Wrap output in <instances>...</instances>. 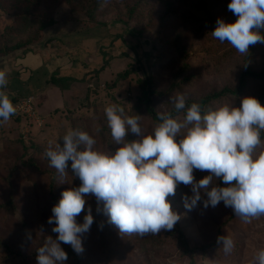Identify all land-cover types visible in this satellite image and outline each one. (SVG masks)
Masks as SVG:
<instances>
[{
    "label": "clouds",
    "instance_id": "9594fccd",
    "mask_svg": "<svg viewBox=\"0 0 264 264\" xmlns=\"http://www.w3.org/2000/svg\"><path fill=\"white\" fill-rule=\"evenodd\" d=\"M227 8L237 20L226 23L218 19L212 37L247 55L251 45L264 43L259 31L264 28V0H231ZM7 83L6 72L0 71V89ZM170 102L177 113L184 112L183 119L158 112L159 123L147 134L140 115L129 116L117 104L106 106L107 125L119 146L114 152L97 150L93 136L80 129L68 130L62 146L58 143L55 150H45L49 166L61 182L71 161V172L81 183L64 190L52 207L47 223L55 225L51 231L58 235L46 237L37 249V264H65L68 254L61 244L70 245L77 254L84 251L81 236L94 222L91 207L83 223L78 224L76 217L85 211L87 195L103 204L108 222L123 235L172 230L181 217L168 197L175 196L178 184L191 186L192 195L182 197L189 211L200 202L205 209L223 202L245 223L264 216V151H257L264 148V105L248 96L239 107L225 104L204 110L196 102L188 106L186 96L179 93ZM15 113L9 96L0 91V120L7 122ZM129 132L139 139L126 140ZM194 169L209 175L196 181ZM216 179L227 186L216 185ZM217 244L225 255L235 248L227 235L218 236ZM250 264H264V248L256 251Z\"/></svg>",
    "mask_w": 264,
    "mask_h": 264
},
{
    "label": "rangeland",
    "instance_id": "374dc122",
    "mask_svg": "<svg viewBox=\"0 0 264 264\" xmlns=\"http://www.w3.org/2000/svg\"><path fill=\"white\" fill-rule=\"evenodd\" d=\"M16 1H18L17 5ZM73 1L77 8L73 9L75 10L73 12L75 23L71 19V12L68 6L59 8L61 3L58 0H42L34 5L26 4L24 7H17L22 3L20 0H13L12 2H9L7 6L8 8L16 10L13 12L14 15H8L4 11L0 10L1 35L5 31V28L11 26V24L14 25L15 21L19 19L20 15H22L27 8H29V10L37 8L35 13L38 15V19L29 22V25L25 27L27 28V33L23 32L22 34L24 37L29 34L26 38H31V36L34 35L37 28L40 27V23H49L54 21L52 17L53 11L58 13L53 24L54 26H51L52 29L47 31V35H43L44 39L32 46L31 50L26 52L24 56H19L20 53H18L0 58V71L6 72L8 80L6 88L1 89V91H4L5 94L9 91L25 94L29 91L32 92V89L35 86L40 89L45 88L47 85L45 81L47 78L51 77V70L54 72L55 69L58 68V63L60 61L55 59L56 55L54 53L56 52V48H52V46L50 48H46L44 43L47 40L56 41L59 39L68 47L77 45L78 38H74V24L80 25V22L78 21L88 22L87 17H91V19L98 22H104L110 27L114 25L118 28L117 30H120L121 33L126 36V29H130L132 27L136 28L137 31L142 30V32L144 31V33H148L146 32V29L150 26L152 30L151 33H155L159 28V20L165 13V7L158 2L159 0H150L148 9H144L141 13L139 12L140 14L134 18L129 15L128 10L119 0H106L104 3L102 2V5L99 7L94 3L92 4L93 1L91 0ZM133 2L134 0H131V3ZM228 4L229 0H217V5L220 8L219 18L226 23H233L235 22V16L228 10ZM91 5L94 6L93 10L95 11L92 15L93 17L89 15L91 12ZM30 7L32 8L30 9ZM176 8L179 13L186 12L190 13V15L193 14L192 10L187 8ZM179 13L177 16H179ZM169 24L172 36L181 40L183 44L181 47L185 49L188 54H194L196 56L203 54L204 51L208 50L206 40L197 38L194 35L193 30L190 28V25L183 18H170L168 20L167 27ZM262 29L264 30V28ZM149 34H145L146 37L142 39L147 45V52L143 56L142 64L146 68V73L143 72L142 65L137 67L138 64L135 62V58L114 60L111 68L104 75L106 78H103L101 82L97 81L94 85H92V88L97 89V93L90 95V100L86 101L87 91L78 87L63 93L67 108L56 115L45 114V120L47 121L40 116V109L34 101L33 106L37 118H29L23 115V126L18 125L14 119H9L7 122H0L1 161L2 157H5V159H9L10 162H14L17 160V155L24 153L22 144L17 142L21 139H23L25 143L27 142L31 144V141H34L33 139L36 137H41L43 139L46 138L50 143L49 147L53 150H55L58 143L62 146V137L68 132V130L73 129L71 126L72 121L69 119L73 116L75 118L77 117L78 124L82 123L85 118H90L84 126L79 125V129L86 131L93 136L96 140L95 148L97 150L101 152H114L119 146L114 143L110 134V129L108 128L105 115V108L110 104L123 106L127 115L135 116L138 114L141 116L140 124L144 123V116L142 114H145V107H139V98L142 95L141 81L146 79L149 81L153 79L158 83V85L161 84L158 88V93L163 94L154 96L153 99L156 109L159 112H168L173 110L174 105L170 102V97H173L178 93L173 92L172 95H166L164 93H166V91L171 87V77H173L172 73H174V70L177 69L175 68L173 70L167 68L165 63H162L166 59L161 62L153 57V52L149 46L150 39L147 37ZM6 35L14 36L12 32L8 33L6 31L0 38H4ZM26 38L21 37L15 40L22 41L26 40ZM42 46H44V48H42ZM260 47L263 48L262 51L256 55L257 69H259L261 64L264 62L263 43L260 44ZM44 51L46 52L44 53ZM46 53H49L50 57H47L46 55L44 56ZM112 54L117 58L120 53L113 51ZM241 56L242 55L231 56L229 65L225 68V73L222 74L221 77L217 78V76H214L211 79L206 78V80L200 82V85L196 86L194 94L197 97H200L207 91H211V89L219 90L225 85L235 83V78L237 76V72H235V70L238 67L237 64H240L243 60ZM45 58H48V60H45ZM173 67H175V65ZM128 70L131 72L128 73L126 78H117L118 73L124 74ZM10 71L12 72L10 73ZM104 85H111L114 88L112 94H109L108 89L105 90ZM185 96L188 98V94H185ZM86 104L89 107L88 109L85 108V112L88 113V115H83L81 107L87 106ZM75 112H77V114ZM78 117H81V122H79ZM178 119L182 120L183 118ZM153 128L150 130L145 129L144 133H150ZM130 136L132 138L139 139V137L129 132L126 136V140ZM33 144L36 145L37 142H33ZM37 146L38 145L33 147ZM33 147H31L29 151L36 157L37 153H35V151L37 149H32ZM4 162L6 161L4 160ZM8 172V170L0 171V178L1 175H7ZM193 174L196 181H199L200 178L198 177V174H203V172L198 170ZM20 181L23 183L22 179ZM22 183H19L21 187L23 186ZM74 187V182L71 176H69L68 184L65 186V190ZM28 194L30 195L24 196V203H21L19 206L20 212L22 216H24L23 221H21L20 217H12L10 221H8L7 227L2 229L0 226V229H2V233L8 238V241L11 244L17 245L18 249L25 253H32L35 255L37 254V249L43 245L47 235L51 233V228H48L47 226L44 227L43 231H39L37 226L38 224H36L37 217L41 212L50 206V202L48 201L45 193H34L33 190H30ZM185 194L188 196L192 195L191 186L178 184L175 196H170L168 199L172 204L173 210L181 217L178 222L184 229L190 245L192 247H207L212 240L216 238V233L219 227L227 223L233 210L229 207H225L223 202H220V204L215 208L209 206L205 209L203 207V203L200 202L196 208L189 211L185 209L182 199ZM8 198L9 190L1 187L0 185V202L5 201ZM202 198L207 199L206 195L203 193ZM85 199V211L81 212V214L76 217V222L78 224L83 223L84 215L86 214L88 207H91L92 215H97L98 220L102 223L101 224L98 220L94 219L90 232H87L88 241L86 243V249L90 251L89 258L96 259L95 264H139V256L137 254L130 255V251H132L133 247L131 244H134L137 247V242L135 241L137 235L121 234L115 225L108 222V217L102 211V203L100 205L101 211L98 212L96 207H94V205L92 206V203H90L91 201H94L93 198L87 195ZM50 216H52L51 213L49 214V217ZM2 217H4V215H1V224L6 222ZM24 223L28 226L25 227ZM227 224L228 230H234L235 233L240 235V249L237 250V247L235 246L232 252L233 254L231 253L232 256L231 254L225 255L224 252L221 254L219 251L210 250L208 251L206 258H202V256H200L201 260L199 261V264H250L256 251L264 248V225L260 226L255 233L250 234V232H247V230L242 228L239 224L233 225L232 221ZM101 225L102 228L104 226V229L101 228ZM96 231H98V234L102 232V236L98 237ZM29 234H31V239H29ZM230 235L231 237L236 236L233 233ZM101 239H107L108 241L107 254H105L104 251L99 252L97 250ZM167 247L158 248V246H155L154 248L149 249V253L148 251L143 250H141V252L142 255L145 256V259L149 258V264H166L170 258H175L178 253L176 240L173 239ZM108 254L111 256V262L107 261L108 259L106 260L105 258V255L107 257Z\"/></svg>",
    "mask_w": 264,
    "mask_h": 264
},
{
    "label": "trees",
    "instance_id": "16d2710c",
    "mask_svg": "<svg viewBox=\"0 0 264 264\" xmlns=\"http://www.w3.org/2000/svg\"><path fill=\"white\" fill-rule=\"evenodd\" d=\"M12 1L13 0H0V10L4 11L8 15H14L13 12L16 10L8 8L7 6V4ZM40 1L42 0H20L22 3L17 7H24L26 4L34 5ZM58 1L61 3L59 8L68 6L71 12V19L75 23V18L73 17V12L75 10L73 9L77 8L74 4V1ZM91 1H93L92 4L94 3L99 7L102 5L101 3H104L106 0ZM119 1L124 4L132 18L138 16L144 9H148L150 2V0H134L133 3H131V0ZM158 2L165 7V13L161 16L158 25L159 28L155 33H151L152 30L150 26H148L146 29V32L148 33H144L142 30L137 31L136 28L132 27L130 29H126L125 36L120 30H117L118 28H116L114 25L110 27L104 22H98L94 19H91V17H87L88 22L78 21L80 22V25L73 23L75 35L74 38H78H76L77 45L68 47L59 39L56 41L47 40L44 43L46 48H50L51 46L52 48H56V56L59 58L65 56L69 60V67L57 68L52 73L51 78L48 80V84L59 88L63 93L78 87L85 89L87 91L86 101L90 100V95L97 93V89L92 88V85H94V83L97 81L101 82L103 78H106L104 75L111 68L114 60L135 58V62L138 64L137 67L143 64V56L147 52V45L142 39L146 37L145 34H149L150 32L147 37L150 39L149 46L153 52V57L161 62L162 60L164 61V59H166L162 63H165L167 68L173 70L175 68L177 69L174 70V73H172L173 77H171V87L164 94L172 95L173 92L183 95L188 94V98H186L187 105L190 106L191 103L196 102L201 104L202 109L204 110L209 108L215 109L225 104L239 107L242 98L248 96L257 98L261 105H264V62L261 64V67L257 69L256 61V55L260 53L263 48L260 47L261 43L251 45L247 55L241 56L243 58L242 62L237 64V68L235 67V72H237L235 83L225 85L219 90L211 89V91H207L203 95L201 94L202 96L200 97H197L194 94L195 88L196 86L200 85V82L206 80V78L211 79L214 76H217V78L221 77L222 74L225 73V68L227 65H229L231 56L241 55L227 42L220 43L218 40L212 37L211 33L216 27L217 20L220 19V8L217 5V0H159ZM230 2L231 0H229V3ZM17 4L18 1H16V5ZM93 7L94 6L91 5V12L89 13L90 16H92L95 12ZM176 7L192 10L193 14L190 15V13L186 12L179 13ZM31 8L32 7H30V9ZM36 9L37 8H33L32 10H29V8H27L26 11L20 15L19 19L15 21L14 25L11 24V26L5 28V31L0 35V37L3 36L6 31L8 33L12 32L14 36L6 35L4 38H0V58L8 57L19 52L25 54L26 52L30 51L32 46H34L37 42H40L42 39H44L43 35L46 36L47 31L52 29L55 18L58 14L56 11H53L52 17L54 21L49 23H40V27L37 28V31L33 36H31V38H26L29 34L26 37L22 35L23 32L25 33L27 31V28L25 27L29 25V22L38 19V15L35 13ZM178 13L179 16H177ZM173 17L183 18L190 25V28L193 30V33L197 38L206 40L208 50L204 51L203 54L196 56L194 54H188V52L181 47L183 45L181 40L172 36L170 24L167 27L168 20ZM236 20L237 16H235L234 21ZM259 31L262 35H264V30L262 28ZM21 37L26 38V40H15ZM44 46H42V48H44ZM113 51L119 52V57H114L112 54ZM174 65L175 67H173ZM145 69L146 68L142 65V70L144 73H146ZM130 72L131 71L128 70L124 74L118 73L117 78H126ZM141 84L142 95L139 98V107H145V114H142L144 116V123L140 125L142 130L145 131V129L150 130L157 123H159L157 118V113L159 111L156 109L153 99L154 96L163 93H158V88L161 86V84L158 85V83L153 79L151 81L148 79L143 80L141 81ZM104 87L105 90L108 89L109 94H112L114 88L111 85H104ZM23 99L24 98L19 96H13L10 100L15 106L21 103ZM85 108L88 109V105L81 107L83 115H88V113L85 112ZM77 112L75 113L77 114ZM166 113H171L174 118H183L184 116V112L177 113L175 109ZM23 117V115L15 113V115H13L10 119H14L18 125H24L22 120ZM78 118L79 122H81V117ZM69 119L72 121L71 126L73 129H79V125L84 126V124L90 120V118H85L82 123L78 124L77 117L75 118L73 116ZM0 122L3 121L0 120ZM40 138L41 137H36L33 139L34 141H31V144L27 142L25 143L23 139L19 138L21 140H18L17 142L22 144L24 153L17 155V160L14 162H10V160L5 159V157H2L1 161L0 157V171H9L7 175H1L0 178L1 187L9 190V198L0 202V219L1 215H4L2 218L6 221L3 224L0 222L2 229L7 227V223L12 217H20L21 221H23L24 216H22L19 206L21 203H24L23 197L30 195L28 194L30 190H33L34 193H45L48 201L50 202V206L41 212L37 217L36 224H38V230H44L45 226L52 229V227L55 225H49L47 220L49 218V214H52V207L58 203L61 198V193L66 189L65 186L68 184L69 176H71L75 187H78L81 183L79 178L75 177L71 172V161H69V168L67 169L68 175H66L63 178V182H61V178L57 175L56 170L49 166V161L45 156V150L49 148L50 143L46 138ZM261 138L264 139V131L261 133ZM178 139L179 137H177V140ZM127 140L132 141L136 140V138H132L130 136L127 138ZM33 142H37L36 145L38 146L33 147L36 146L33 144ZM31 147H33L32 149H37L35 151V153H37L36 157L33 153H30L29 150ZM257 151H264V148H260ZM4 160L6 162H4ZM195 171L198 170L194 169V172ZM206 175H209V173L207 171H203V174H198V177L202 179ZM21 179L23 180V183L20 181ZM214 182L216 185L221 187L227 186L224 185L222 180L219 179H216ZM19 183H22L23 186L21 187ZM89 196L94 200L90 202L92 203V206L94 205L96 209L98 207L101 209V204H97L95 196ZM93 217L94 219L98 220L97 215H93ZM231 221L233 222V225L239 224L242 228H245L247 232H250V234L255 233L260 226L264 225V217L262 216L253 219L250 223H245L236 217L233 211L227 223ZM227 223L219 227L216 233V238L212 240V242L207 247H192L184 229L180 226L179 222L175 224L172 230L162 229L156 235H137L135 240L137 242V247L136 245L131 244L133 247L132 251H130V255L137 254L140 258L139 264H149V258L145 259V256L142 255L141 250L148 251L149 253V249H152L155 246H158V248L167 247L170 245L171 241L175 239L177 242L178 253L175 258H170L166 264H199V261L201 260L200 256H202V258H206L207 253L210 250L219 251L221 254L223 253L222 248L217 244V237L220 235H227L231 237L230 234H235L236 236H232L233 238H231L234 240L237 250L240 249V235L235 233L234 230H228ZM24 226L27 227L28 225L24 223ZM2 229H0L1 264H36L37 254H28L18 249L17 245L11 244L8 241V238L2 233ZM102 229H104V226ZM88 232H90V230ZM96 233L98 234V231H96ZM101 234L102 232L98 234V237L102 236ZM57 235L58 234L51 231L47 237L51 236L53 239H55ZM81 240L84 249L81 254H77L70 245L61 244V247L68 254V260L65 262V264L96 263V259L89 258L90 251L86 249V243L88 241L87 232L82 234ZM107 244V239H101L97 250L99 252L104 251L105 254H107ZM105 258L106 260L108 259L107 261L111 262V256L109 254L107 257L105 255Z\"/></svg>",
    "mask_w": 264,
    "mask_h": 264
},
{
    "label": "crops",
    "instance_id": "0c3cea01",
    "mask_svg": "<svg viewBox=\"0 0 264 264\" xmlns=\"http://www.w3.org/2000/svg\"><path fill=\"white\" fill-rule=\"evenodd\" d=\"M45 52L46 51H44V53ZM19 53H20L19 56H24V53H21V52H19ZM45 55L46 56L48 55L47 57H50L49 53L44 54V56ZM46 59L48 60V58H45V60ZM55 59L60 61L58 63V68H60V67L61 68H68L69 67V60L67 57L64 56V57L59 58L58 56H56ZM11 72L12 71H10V73ZM51 73H53V70H51ZM50 78L51 77L47 78V80L45 81V83L47 84L45 86V88L40 89V88H37L35 86V87H33L32 92L29 91V92H26L25 94H22L19 92H14V91H9L6 94L9 96L10 99L13 96H19V97H22L24 99L28 96H33L35 103L37 104V106L40 109V116L43 117L45 120V114L56 115L57 113H61L62 110H65L67 108L65 101H64L63 92L59 88H57L51 84H48V80ZM0 91H1V89H0ZM45 121H47V120H45Z\"/></svg>",
    "mask_w": 264,
    "mask_h": 264
},
{
    "label": "built area",
    "instance_id": "2783aa9c",
    "mask_svg": "<svg viewBox=\"0 0 264 264\" xmlns=\"http://www.w3.org/2000/svg\"><path fill=\"white\" fill-rule=\"evenodd\" d=\"M33 105H34V97L33 96L26 97L25 99L22 100L21 103L15 105L16 114L24 115L29 118H37L35 115V109Z\"/></svg>",
    "mask_w": 264,
    "mask_h": 264
}]
</instances>
